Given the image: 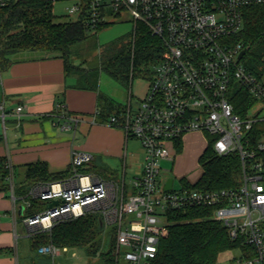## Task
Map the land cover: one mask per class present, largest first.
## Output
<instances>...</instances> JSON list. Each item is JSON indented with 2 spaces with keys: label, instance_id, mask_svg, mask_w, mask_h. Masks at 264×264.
<instances>
[{
  "label": "built area",
  "instance_id": "obj_1",
  "mask_svg": "<svg viewBox=\"0 0 264 264\" xmlns=\"http://www.w3.org/2000/svg\"><path fill=\"white\" fill-rule=\"evenodd\" d=\"M16 0H0L4 6ZM65 3L69 20L97 30L108 19L128 12L150 29L163 46L148 88L142 97L130 92L126 106L109 116L111 125L121 126L128 137L144 148L143 170L132 180L134 192L125 196L122 181L106 179L78 168L92 161L91 154L74 152L73 174L64 180L34 185L29 194L58 203L23 218L33 230L49 231L60 220L98 211L113 218L115 253L127 264H152L161 241L169 235V213L204 210L208 218L221 222L232 240H239L240 255L231 264H264V114L236 112L231 101L241 86L256 100L264 99L262 77L250 71L243 59L242 42L232 36L244 25V9L264 0H48ZM246 51V50H245ZM1 82V69H0ZM137 107L133 109L132 100ZM23 106L14 113L19 115ZM99 111L93 117L96 120ZM5 100H0V121L5 127ZM77 124L83 117L71 116ZM71 125L65 124L64 128ZM192 132L209 134L219 156L237 154L241 159V181L234 187L199 188V180L179 177V187L165 189L163 160H174L172 151ZM5 166L6 179L14 192L13 166ZM203 168V167H202ZM14 200L15 197L13 196ZM125 214H134L127 220ZM67 246L43 244L38 252L53 257Z\"/></svg>",
  "mask_w": 264,
  "mask_h": 264
},
{
  "label": "trees",
  "instance_id": "obj_2",
  "mask_svg": "<svg viewBox=\"0 0 264 264\" xmlns=\"http://www.w3.org/2000/svg\"><path fill=\"white\" fill-rule=\"evenodd\" d=\"M53 7L48 0H16L0 6V69L5 70L12 63V55L20 51L41 52L42 55L34 56L40 58L61 57L66 73L78 76L77 87L98 92L100 115L105 117L119 113L124 107L116 104L111 97L101 95L97 86L96 69H86L73 49L88 37V29L80 21L56 22ZM133 37L119 52L102 59L100 65L110 75L127 81L128 84L136 75L149 76L142 66L156 63L163 46L150 29L140 27L139 23ZM232 41L242 42L246 50L244 63L250 71L261 76L264 68V4L244 9L243 28L232 36ZM231 101L236 112L242 115L255 103V99L241 86L233 91ZM181 147L178 144V150ZM5 162L0 171L2 179H6L8 173ZM199 162L203 167L196 185L199 188L234 187L241 181L240 157L237 154L217 155L212 140L200 156ZM78 171H95L101 175V167L92 165L91 162L80 166ZM72 172V165L68 170L54 174L48 171L44 163L30 164L27 168L28 185L61 180ZM101 176L117 177V172L110 171V175ZM45 203L32 198L29 213L43 210ZM95 212L87 211L80 217L60 220L49 231L33 230L30 236L31 249L36 251L41 245L48 243L59 247L83 245L87 246L90 254L99 255L103 264H118L115 253L116 230L103 234V219ZM168 217L169 235L161 241L152 264H215L222 252L242 247L239 240L230 238L227 228L221 222L208 218L204 210H181L169 213ZM104 235L111 238L108 247Z\"/></svg>",
  "mask_w": 264,
  "mask_h": 264
},
{
  "label": "crops",
  "instance_id": "obj_3",
  "mask_svg": "<svg viewBox=\"0 0 264 264\" xmlns=\"http://www.w3.org/2000/svg\"><path fill=\"white\" fill-rule=\"evenodd\" d=\"M77 80V75L66 73L64 61L58 56L12 58V63L1 70L0 100H5L7 115L4 135L0 133V171L3 162L9 159L13 166L14 192L12 195L8 180L0 178V264L21 263L20 241L23 238L28 240L31 248L33 229L23 222L24 217L31 215L29 209L33 197L29 190L32 186L27 180L30 164L40 162L50 173L64 172L72 165L73 153L77 151L91 154V163L101 167V175L117 172L118 164L121 165V178L100 175L106 179L122 181L124 178L125 182L128 166H134L136 174L143 170L145 154L142 157L130 150V139L134 137H128L121 126L111 125L109 116L103 117L99 113L93 121L100 108L98 92L77 87ZM143 82L144 86L139 82L136 91L131 87L134 97L145 95L148 82ZM20 105L23 109L16 115L14 111ZM71 116L83 117V120L75 124L71 122ZM65 124L71 127L64 128ZM185 139L176 153L184 150ZM207 146L208 140L202 152L196 150L194 158L199 155V160ZM88 173L98 174L95 171ZM48 182L52 181L34 185ZM130 185L125 182V196L134 192L132 183ZM44 202V208L49 206L47 201Z\"/></svg>",
  "mask_w": 264,
  "mask_h": 264
},
{
  "label": "rangeland",
  "instance_id": "obj_4",
  "mask_svg": "<svg viewBox=\"0 0 264 264\" xmlns=\"http://www.w3.org/2000/svg\"><path fill=\"white\" fill-rule=\"evenodd\" d=\"M53 12L55 15L56 22H63L69 20V16L66 15L65 3H55L53 7ZM139 26H144L139 23ZM135 31V21L129 15L128 12H121L120 15L111 17L108 19V23L100 27L97 30H88V37L82 42L74 46V50L78 53L80 58L79 62H83V66L86 69H96L97 71V82L98 91L102 96L111 97L116 104H120L123 107L126 106V98L129 96L131 87L136 91L139 86V82L144 86L143 81H147L152 75L153 64L147 66H142L145 71L149 73V76L142 75L137 76L130 82H128L110 75L105 71L100 65L102 59H105L108 55L115 54L119 52L124 44L133 40V35ZM41 52L34 51H20L12 55L13 59H18L22 57H33L40 56ZM262 81L264 82V68L261 75ZM140 79V81H139ZM127 103V102H126ZM133 109L138 105L136 98L132 100ZM259 112L264 114V99L256 100L250 109V113ZM0 133L4 135V127L0 122ZM186 143L184 145V150L182 153L178 154L174 150L172 154L174 160H163L161 166L163 170H171L170 172L161 173V180L165 181L167 176L174 177V186L179 187L180 182L179 177H185L190 180L198 179L203 168L198 160V157L193 156L196 150H202L207 145L209 134H189L186 135ZM130 150L137 155L144 156L145 151L139 140L132 138L130 139ZM181 152V151H180ZM200 152V154H201ZM99 160H101L99 158ZM101 162V161H100ZM117 167V166H116ZM117 173L120 178L122 177V167L118 164ZM141 173V172H140ZM139 173V174H140ZM136 174V169L134 166H128L126 170L125 182L127 186H131L132 180ZM96 214L103 219L104 222V233H110L114 229L116 230L117 225L113 222V218L107 219L101 214V212L96 211ZM134 218V214H125L124 225L127 220ZM106 239V247H108L111 238L108 235H104ZM20 246V264H103V259L99 255H92L88 252L87 246H70L67 250H61V252L52 256L49 254L39 253L37 250L30 248V244L27 239L23 238ZM23 243V244H22ZM240 255V251L237 248L230 249L222 252L218 261L215 264H231L232 260ZM118 264H127L123 258H120Z\"/></svg>",
  "mask_w": 264,
  "mask_h": 264
},
{
  "label": "water",
  "instance_id": "obj_5",
  "mask_svg": "<svg viewBox=\"0 0 264 264\" xmlns=\"http://www.w3.org/2000/svg\"><path fill=\"white\" fill-rule=\"evenodd\" d=\"M246 53L245 50H242L239 54V58H242L244 56V54ZM172 182H173V177H169L168 180H167V183H166V186H165V189H170L172 187ZM58 201L57 200H53L49 206H52L54 204H57Z\"/></svg>",
  "mask_w": 264,
  "mask_h": 264
}]
</instances>
